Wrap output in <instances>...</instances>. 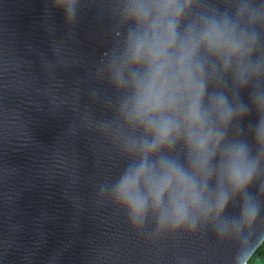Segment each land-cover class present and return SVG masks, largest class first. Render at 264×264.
Listing matches in <instances>:
<instances>
[{"label": "water", "instance_id": "95a60500", "mask_svg": "<svg viewBox=\"0 0 264 264\" xmlns=\"http://www.w3.org/2000/svg\"><path fill=\"white\" fill-rule=\"evenodd\" d=\"M154 2L0 0V264H240L264 243V0H191L178 19V42L226 21L247 50L226 70L221 57L196 53L211 131L203 153L188 142L185 97L167 113L179 124L175 143L148 157L157 176L161 160L174 164L209 215L189 204L185 223L160 227L175 181L158 208L148 196L142 222L115 197L125 172L139 166V144L153 138L127 119L133 74L143 76L147 64L129 63L120 83L116 68L138 30L130 10ZM220 96L232 110L226 122L214 110ZM241 149L253 174L234 190L229 172ZM140 189L147 194L143 181ZM221 193L227 201L217 215ZM246 205L256 215L242 226Z\"/></svg>", "mask_w": 264, "mask_h": 264}, {"label": "clouds", "instance_id": "9594fccd", "mask_svg": "<svg viewBox=\"0 0 264 264\" xmlns=\"http://www.w3.org/2000/svg\"><path fill=\"white\" fill-rule=\"evenodd\" d=\"M190 2L191 0H183V3L181 0H155L152 4H137L129 13L138 25V30L127 40L124 63L116 68V80L117 83L121 82L123 69L129 63L147 64V71L143 76L133 74L131 83L135 86L134 103L127 119L131 123L144 125L146 132H150L153 137L151 141L145 139L139 144L142 156L139 166L125 172L114 193L116 199L128 209L133 223L142 222L148 196L152 197L153 207L160 206L164 193L169 190L173 181L176 182V187L170 200L171 214H161L160 227L169 221L174 227L185 223L189 204L201 208L205 216L211 211L208 207H201L200 193L174 164L161 160L157 176L148 162L152 153L175 143L179 124L174 116L167 113L180 111L185 97L189 102L183 110V116L189 129L188 142L192 150L203 153L211 139V131L204 130L205 116L200 110L204 83L203 64L195 59L197 51L203 47L208 53L221 57L225 70L232 57H242L247 51L243 38H237L235 28H230L226 21L219 25L212 22L203 27L198 35L189 30L178 42V19ZM66 7L71 11L72 4L68 2ZM174 46L177 51L172 52ZM258 106L264 109V101H258ZM214 110L225 122L232 114V110L225 107L222 96L214 101ZM258 139L264 143V123L261 124ZM136 147L135 143L131 145L132 150ZM242 153L243 149L232 155L233 167L229 172V180L234 190L246 186L253 174L251 169L240 163ZM142 181L148 189L146 195L141 194ZM226 201L227 195L221 193L215 205L217 215ZM255 215V206L246 205L241 225H251ZM240 264H264V259L249 257L246 261L241 260Z\"/></svg>", "mask_w": 264, "mask_h": 264}, {"label": "trees", "instance_id": "16d2710c", "mask_svg": "<svg viewBox=\"0 0 264 264\" xmlns=\"http://www.w3.org/2000/svg\"><path fill=\"white\" fill-rule=\"evenodd\" d=\"M252 257H254L255 260L264 259V245L258 247V249L255 251Z\"/></svg>", "mask_w": 264, "mask_h": 264}]
</instances>
